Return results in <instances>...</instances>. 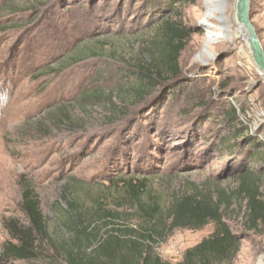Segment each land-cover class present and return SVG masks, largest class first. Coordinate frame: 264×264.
I'll use <instances>...</instances> for the list:
<instances>
[{
  "label": "rangeland",
  "instance_id": "1",
  "mask_svg": "<svg viewBox=\"0 0 264 264\" xmlns=\"http://www.w3.org/2000/svg\"><path fill=\"white\" fill-rule=\"evenodd\" d=\"M164 1L0 0V11L13 7L0 13V264H27L1 256L8 241L5 221L26 220L20 214L26 186L32 189L31 216L51 232L61 229L66 216V208L56 209L61 193L100 194L120 170L145 178L165 197L193 187L235 186L225 172L230 160L206 141L217 136L218 113L228 105L241 110L240 120L252 131L262 128L258 136L264 138V79L255 74L242 39L227 43L234 38L229 0L179 8L193 31L180 57L183 81L169 92L177 91L178 98L167 101L153 124L144 121L140 104L126 101L122 120L111 115L110 105L80 100L93 89L109 94L119 64L151 38L146 26ZM252 22L264 47V0L252 1ZM96 38L102 41L98 56L73 64L66 58L84 41L93 49ZM196 99L207 109L197 107ZM230 226L242 233L240 219ZM211 232L212 226L178 230L156 252L179 264L184 251ZM243 235L234 264H264V235Z\"/></svg>",
  "mask_w": 264,
  "mask_h": 264
},
{
  "label": "trees",
  "instance_id": "2",
  "mask_svg": "<svg viewBox=\"0 0 264 264\" xmlns=\"http://www.w3.org/2000/svg\"><path fill=\"white\" fill-rule=\"evenodd\" d=\"M195 2L165 0L146 26L145 30L153 31L151 38L137 54L119 64L118 82L109 94L93 89V94L80 100L110 105L107 110L122 120L127 102L140 104L144 121L153 124L167 101L178 98L177 91L169 92L182 85L180 57L193 32L184 24L179 8ZM5 8L0 13L13 11L9 5ZM87 42L91 41L82 42L66 56L72 64L100 54V38L93 41V49ZM199 101L195 105L207 109ZM218 114L217 136L206 144L230 160L225 172L234 187H193L165 197L151 190L145 178L120 170L106 179L100 194L61 193L56 209L66 208V216L61 229L51 232L44 220L31 216L32 189L26 186L20 212L26 220L12 217L5 221L8 241L1 256L27 264H169L156 249L174 232L212 226L209 236L184 251L179 264H234L244 233L264 235V138L258 136L262 128L252 131L240 120L241 110L235 106H223ZM238 219L240 234L230 226Z\"/></svg>",
  "mask_w": 264,
  "mask_h": 264
},
{
  "label": "water",
  "instance_id": "3",
  "mask_svg": "<svg viewBox=\"0 0 264 264\" xmlns=\"http://www.w3.org/2000/svg\"><path fill=\"white\" fill-rule=\"evenodd\" d=\"M252 1L229 0L231 4V36L234 38L233 41L227 43L233 44L235 40L242 39L243 45L252 61L255 74L264 79V47L252 22ZM238 28L242 32H238ZM242 51L243 47H240L238 52L241 53Z\"/></svg>",
  "mask_w": 264,
  "mask_h": 264
},
{
  "label": "bare ground",
  "instance_id": "4",
  "mask_svg": "<svg viewBox=\"0 0 264 264\" xmlns=\"http://www.w3.org/2000/svg\"><path fill=\"white\" fill-rule=\"evenodd\" d=\"M239 29V28H238ZM240 30V29H239ZM241 31V30H240ZM242 32V31H241Z\"/></svg>",
  "mask_w": 264,
  "mask_h": 264
}]
</instances>
